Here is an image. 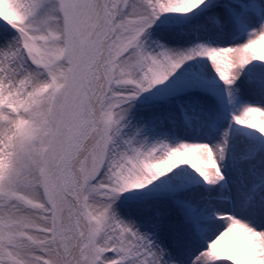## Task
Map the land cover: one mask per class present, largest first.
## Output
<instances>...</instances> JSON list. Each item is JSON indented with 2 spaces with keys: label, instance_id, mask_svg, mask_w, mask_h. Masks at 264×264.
<instances>
[{
  "label": "snow or ice",
  "instance_id": "6c2138e0",
  "mask_svg": "<svg viewBox=\"0 0 264 264\" xmlns=\"http://www.w3.org/2000/svg\"><path fill=\"white\" fill-rule=\"evenodd\" d=\"M0 264H264V0H0Z\"/></svg>",
  "mask_w": 264,
  "mask_h": 264
}]
</instances>
